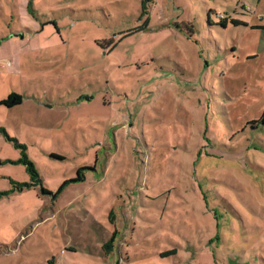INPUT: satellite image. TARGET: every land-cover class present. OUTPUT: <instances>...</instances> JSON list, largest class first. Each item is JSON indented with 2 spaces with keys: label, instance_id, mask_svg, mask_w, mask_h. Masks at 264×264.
Listing matches in <instances>:
<instances>
[{
  "label": "rangeland",
  "instance_id": "1",
  "mask_svg": "<svg viewBox=\"0 0 264 264\" xmlns=\"http://www.w3.org/2000/svg\"><path fill=\"white\" fill-rule=\"evenodd\" d=\"M12 93L0 264H264V0H0Z\"/></svg>",
  "mask_w": 264,
  "mask_h": 264
},
{
  "label": "trees",
  "instance_id": "2",
  "mask_svg": "<svg viewBox=\"0 0 264 264\" xmlns=\"http://www.w3.org/2000/svg\"><path fill=\"white\" fill-rule=\"evenodd\" d=\"M152 0H141V8L143 11H146L148 6L151 4ZM142 14H145V12H143ZM230 24H232L233 26H238V25H241L240 21L238 20H235V19H231L230 20ZM220 25L222 27H226V22H225V19L222 20V22L220 23ZM21 103V97L12 93L10 95H8L6 98L0 100V106H6V107H13L15 105H19ZM251 128H256L258 125H264V109L261 113V116L259 119L257 120H253L251 122H248L247 123ZM19 162L20 163H23L26 165V172L28 173L29 175V179L31 181L30 184H27V185H21V186H18L19 189H21L22 187H35L37 186L38 184H40V180H39V177L34 169V167L32 166V164L27 160L26 156H25V153L23 152L22 153V158L19 159ZM83 180V177L81 176L80 174V170L78 171V175L77 177L75 178V180H72L71 182H66L64 184H62L60 187H59V190L57 191V193L55 195H58V193L64 189V187L69 184V183H76L78 181H82ZM42 188V187H41ZM113 212L110 213V217H109V220L113 223ZM115 233L116 231L114 230V232L111 234L110 238L102 245V249L103 251L105 252V254H109L111 251H112V247H113V241H114V238H115Z\"/></svg>",
  "mask_w": 264,
  "mask_h": 264
},
{
  "label": "built area",
  "instance_id": "3",
  "mask_svg": "<svg viewBox=\"0 0 264 264\" xmlns=\"http://www.w3.org/2000/svg\"><path fill=\"white\" fill-rule=\"evenodd\" d=\"M7 65H9V63H7Z\"/></svg>",
  "mask_w": 264,
  "mask_h": 264
}]
</instances>
